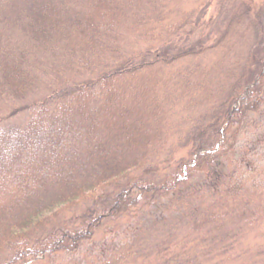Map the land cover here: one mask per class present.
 <instances>
[{
	"label": "trees",
	"instance_id": "trees-1",
	"mask_svg": "<svg viewBox=\"0 0 264 264\" xmlns=\"http://www.w3.org/2000/svg\"><path fill=\"white\" fill-rule=\"evenodd\" d=\"M157 4L0 0V97L19 100L35 85L33 59H25L23 45L33 46L36 65L38 55H49L55 74L63 67L78 76L54 75L59 87L48 93L47 105L24 104L10 112H25L24 121L0 124V201L7 204H0V264L72 251L124 216L146 223L133 228L131 245L113 264H201L215 245L224 246L229 235L218 230L223 226L214 212H228L231 193L221 164L231 150L233 125L264 105V53L241 62L230 87L211 96L193 131L177 139L173 129L181 120L175 115L183 119L194 103L181 105L175 83L164 93L142 74L183 56L178 47L160 45L182 22L163 24ZM131 30L149 39L143 57H130L119 43L106 48L111 32L116 37ZM195 103L204 104L202 98ZM182 149L186 156L174 163ZM198 175L200 182L190 186ZM201 196L207 205L199 203L200 216L193 217L190 201Z\"/></svg>",
	"mask_w": 264,
	"mask_h": 264
},
{
	"label": "rangeland",
	"instance_id": "rangeland-1",
	"mask_svg": "<svg viewBox=\"0 0 264 264\" xmlns=\"http://www.w3.org/2000/svg\"><path fill=\"white\" fill-rule=\"evenodd\" d=\"M157 1V8H160L162 18L165 20L163 24L182 22L179 24L181 27L177 35H173L170 42L166 41L167 43L163 42L160 45L164 49L170 48V51L178 47L183 51L181 52L183 56L176 60L173 66L151 67L142 74L146 81L154 80L160 89H164V93L170 90V84L175 83L177 88L174 97L179 96L178 101L181 105L183 100L194 103V108L190 109L183 119L179 114L175 115L177 122L181 121L173 129V137L178 139L179 136L175 134L179 133L185 139L193 131L202 113L207 111L206 104L210 97L230 87L232 78L241 73L245 59L250 64L253 59L264 53V0ZM133 32L134 30H131V33H120L116 37L111 32L109 39L105 41L106 48H113L119 43L122 51L127 52L130 57H143L149 39L137 36ZM196 42L199 43L194 47ZM32 48L33 46L29 44L23 45L25 59L28 62L33 59L30 63L31 72L36 78L35 85L19 95V100L0 97V124L3 126L24 121L22 117L25 116V112L13 115L10 113L21 107H28L24 104L38 102L47 105L46 99L51 89L57 90L59 87L56 78L53 79L54 75L60 80H63L64 75L70 79L71 77L78 79L77 75L68 74L69 69L65 70L63 67L55 74L57 70L51 63H56L49 55H38L36 65ZM149 55V63L152 64L153 58L151 53ZM67 60L70 62L68 58ZM262 84L264 86V75ZM185 94L187 96L183 97ZM198 98H202L204 104H196L195 100ZM94 121H99L98 117H95ZM232 132L233 140H230L229 144L231 150L221 164L229 176L227 179L231 193L228 199L229 209L225 215L221 209L214 212L218 223L225 228L222 230L223 227H219L218 230L229 236L223 239V242L226 241L223 243L224 246L221 244L214 246L208 260L200 261L201 264H264V105L259 111L247 114L244 119L234 124ZM169 139L171 145L178 146L174 143V138ZM184 139L179 142L183 143ZM185 156L186 150L182 149L176 151L172 157L175 163L177 159ZM35 162H32L33 166ZM200 177L201 175H198L194 180L188 181V184L195 187L200 182ZM94 195L98 197L102 194L94 192ZM87 197L91 196L88 194ZM207 200L201 196L190 201L188 210L195 212L191 216H200L202 208L198 205L206 206ZM0 204L7 205L6 201H0ZM184 204L186 200L182 202V205ZM60 212L63 217L68 218L66 209ZM49 218L52 224L57 221ZM137 219L133 221L131 216L118 218L98 228L91 240L83 241L72 251L38 257L23 264H113L116 255L131 245L134 239L131 235L133 228L140 223H146L142 219ZM113 226L115 227L112 228Z\"/></svg>",
	"mask_w": 264,
	"mask_h": 264
}]
</instances>
